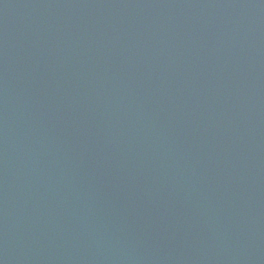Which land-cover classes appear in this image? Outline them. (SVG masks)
Masks as SVG:
<instances>
[{
	"label": "water",
	"instance_id": "95a60500",
	"mask_svg": "<svg viewBox=\"0 0 264 264\" xmlns=\"http://www.w3.org/2000/svg\"><path fill=\"white\" fill-rule=\"evenodd\" d=\"M0 264H264V0H0Z\"/></svg>",
	"mask_w": 264,
	"mask_h": 264
}]
</instances>
